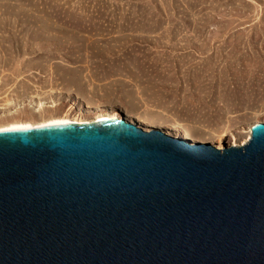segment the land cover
I'll return each instance as SVG.
<instances>
[{"label":"water","instance_id":"water-1","mask_svg":"<svg viewBox=\"0 0 264 264\" xmlns=\"http://www.w3.org/2000/svg\"><path fill=\"white\" fill-rule=\"evenodd\" d=\"M0 264H264V123L224 149L121 118L0 131Z\"/></svg>","mask_w":264,"mask_h":264},{"label":"rangeland","instance_id":"rangeland-1","mask_svg":"<svg viewBox=\"0 0 264 264\" xmlns=\"http://www.w3.org/2000/svg\"><path fill=\"white\" fill-rule=\"evenodd\" d=\"M97 117L244 145L264 123V0H0V127Z\"/></svg>","mask_w":264,"mask_h":264},{"label":"bare ground","instance_id":"bare-ground-1","mask_svg":"<svg viewBox=\"0 0 264 264\" xmlns=\"http://www.w3.org/2000/svg\"><path fill=\"white\" fill-rule=\"evenodd\" d=\"M101 119H103V118H99V117L96 118L97 121H100ZM66 122H71V123H75V124L88 123V122H84V121H76V120H70V119H54V120H46V121H42V122H37V123H15V124H9V125H5V126H1L0 127V131L13 130V129H25V128H33V127H41V126H48V125L66 123Z\"/></svg>","mask_w":264,"mask_h":264}]
</instances>
